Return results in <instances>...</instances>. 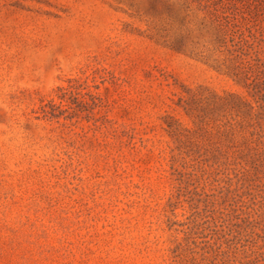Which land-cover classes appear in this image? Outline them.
Instances as JSON below:
<instances>
[{"label": "rangeland", "instance_id": "obj_1", "mask_svg": "<svg viewBox=\"0 0 264 264\" xmlns=\"http://www.w3.org/2000/svg\"><path fill=\"white\" fill-rule=\"evenodd\" d=\"M0 264H264V0H0Z\"/></svg>", "mask_w": 264, "mask_h": 264}]
</instances>
